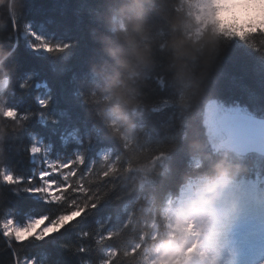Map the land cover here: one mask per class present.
<instances>
[{
  "label": "clouds",
  "instance_id": "9594fccd",
  "mask_svg": "<svg viewBox=\"0 0 264 264\" xmlns=\"http://www.w3.org/2000/svg\"><path fill=\"white\" fill-rule=\"evenodd\" d=\"M156 3L157 0H108L109 34H100L98 39L110 62L91 63L89 71L93 80L86 92L79 93L81 102L94 108L108 136L121 146L115 158L107 152L100 154L95 162L98 175L89 177L86 172L85 178L91 183L93 179L110 177L121 183L124 190L112 196V204L125 195L141 193L146 187L152 191L144 196V203L135 212L129 211L123 222L124 227L136 233V239L129 237L125 243L104 249L102 244L122 235L123 228L109 230L105 235L78 229L75 242L61 241L60 247L77 256V264H235V252L226 244L227 235L243 213L255 214L257 206L264 205V187L253 185L252 190H247L242 184V177L250 170L248 165L239 156L232 155L222 141L213 151H206L205 144L196 135L186 137L189 170L181 175L176 192L170 189L158 192L154 187L158 165H165L171 158L172 146L149 141L139 144L138 126L131 119L145 107L140 85L145 81L147 70L156 65L154 46L167 51V68L178 85L177 103L186 106L207 87L208 71L219 41L233 33L240 39L258 31L264 34V0H175L171 16L160 8L149 7ZM22 14V0H0V200L3 187L11 186V193L19 194L16 185H19L20 175L15 166L4 163L8 138L18 140L13 148L20 151L27 143L23 134L31 135L28 125L33 115H39L34 113V105L26 107L8 102L9 97L27 87L28 77L33 75L26 73L24 78L17 77L15 62L5 64L16 50V21ZM153 15L165 21L166 40L157 39L163 29L153 32ZM25 29L21 23L19 30ZM224 29L227 31H222ZM260 39V45L252 40L247 43L253 49L259 47L264 56V35ZM6 44L11 46L6 47ZM30 151L39 149L33 145ZM77 160L82 162L81 157ZM76 183L80 184L81 179L77 178ZM115 190L116 183H109L99 194L93 189L87 199L79 204L71 201L76 207L58 213L48 224H45L46 217H41L23 226L14 225L13 210L0 209L3 233L0 243L12 247L14 253L19 252L13 240L19 244L32 237L40 239L41 232L43 236L58 232L80 220L85 209L91 215L90 210ZM75 191L77 189L73 188ZM79 191L88 189L81 187ZM62 199V194L53 197L54 201ZM135 204L134 200L126 207ZM89 236L100 247L95 261L79 257L81 251L91 250V246L81 243ZM33 261L41 264L36 257L27 260V264ZM259 264H264V260Z\"/></svg>",
  "mask_w": 264,
  "mask_h": 264
},
{
  "label": "trees",
  "instance_id": "16d2710c",
  "mask_svg": "<svg viewBox=\"0 0 264 264\" xmlns=\"http://www.w3.org/2000/svg\"><path fill=\"white\" fill-rule=\"evenodd\" d=\"M174 3L175 0H157L156 4L149 7L160 8L161 11L171 16ZM22 8L23 14L19 18L21 23L26 19L36 27L38 23L51 19L59 26L54 28L49 25L48 32L55 31L57 38L78 41L75 47L64 54L67 58L55 64L46 56L31 53L23 43L20 44L18 51L15 50L13 56L5 61L6 66L15 62L17 66L15 76L32 73L34 74L32 83L46 81L51 89L52 103L46 115L49 119L53 116L59 117L60 123L55 126L48 124L45 127L38 119H32L28 125L29 130L38 133L46 140H51L59 150L61 145L57 139L58 133L65 131L67 135V130L77 127L81 134H87L86 139L93 143L102 142L104 148L97 152L95 157L89 159L86 167L81 168L83 160L81 162L72 159L58 171L59 182L55 185L65 186L58 191V195L62 194L64 199L41 202L43 199L37 196H29L25 193H21L19 196L13 195L10 191L11 186H8L2 189L0 209L13 210L17 223L22 222L28 216L56 217L58 213L69 210L67 205L70 200H75L79 204L91 195L93 189H96L99 194V190L109 183H116V190L106 196V204L97 208L95 214L75 221L69 227H64L62 231L49 237L48 240L27 244L28 250L39 254L38 260L43 264H48L49 261L52 264H77V256L60 247V242H75V233L78 229H90L94 234H101L106 228L107 232L123 228L122 235L107 240V247L105 242L102 244L101 247L104 249L125 243L129 237L136 239V233L124 227L123 222L129 211L135 212L137 207L144 203V196L151 192L152 188L146 187L141 193L133 192L130 195H125L118 202L112 204L110 203L112 196L116 192L124 190L121 183L113 181L110 177H105L103 180L93 179L91 183L85 178L86 172L89 177L98 175L95 171V162L100 154L107 152L110 157L115 158L121 152L119 142L108 136L107 130L96 116L94 108L83 104L79 96L81 91H87L93 80L89 71L90 64L101 63L104 60L110 62V58L103 52L98 39L100 34H109L106 21L108 0H22ZM151 23L154 33L157 29H163L157 39L166 40L168 29L165 21L160 16L153 15ZM92 29L96 31L93 32ZM262 35L264 34L258 31L255 34H246L244 39H240L233 33L219 41L208 71L207 87L202 93L190 99L186 106L177 103L178 85L172 80V72L167 68V51L154 46L156 65L147 70L145 81L140 85L141 98L145 107L132 115L131 119L138 126L136 134L139 144L143 145L145 141H149L153 144L159 142L172 146L171 158L165 161V165H158L159 174L154 186L158 192L170 189L175 193L181 175L189 170V157L186 152L187 136H198L205 144L206 151L211 152L215 148L211 144L203 120L204 110L209 102H218L225 109L233 107L242 109L247 106L256 116H263L264 56L260 54L259 47L253 49L247 43L248 40H252L260 45ZM88 41L91 48L88 56L84 58ZM5 46L9 47L10 45L6 44ZM12 87L15 88V84ZM39 94L47 95L48 92L41 88ZM35 95H37L36 89L31 88L27 92L9 97L8 102L23 106ZM65 110L71 116V120L61 115V112ZM26 136L27 133H24L25 139ZM17 142L18 140L11 136L8 138V143L5 145L4 163L15 166L19 175H30L31 165L27 162L25 154L21 150L17 151L13 148ZM239 157L250 169L248 174L242 178L264 177V156L252 153ZM53 175V181H56L58 178L55 174ZM77 178L81 179L80 184L76 183ZM124 183L127 184V182ZM16 187L20 188L21 186L16 185ZM81 187L88 191H79ZM73 188H76L77 191L73 192ZM134 200L137 201V204L131 208L126 207ZM106 213L110 214L112 221L110 225ZM73 224L76 225L75 228H73ZM2 239L0 237V241ZM81 243L91 246L86 259L95 261L100 255V247L94 244L91 236ZM15 246L20 249L19 245ZM6 248L0 243V249H2L0 250V264H10V255Z\"/></svg>",
  "mask_w": 264,
  "mask_h": 264
},
{
  "label": "snow or ice",
  "instance_id": "6c2138e0",
  "mask_svg": "<svg viewBox=\"0 0 264 264\" xmlns=\"http://www.w3.org/2000/svg\"><path fill=\"white\" fill-rule=\"evenodd\" d=\"M18 31L15 37V48L18 51L19 46L21 43L24 44L25 48L29 50L33 54H40L42 56H46L52 60L55 64L56 62L66 59L67 57L64 55L68 53L70 49L75 47L78 44V41L75 40H65L61 38H57L55 35V31L48 32V26L52 25L54 28L58 27L59 25L54 22L53 20H48L47 22H40L33 26L31 21L26 19L23 20V24L26 26V29L23 31L19 30V26L21 24V20L17 19L16 21ZM11 46V45H10ZM91 45L88 41L85 49L84 58H86L89 54ZM258 50V49H257ZM26 74V73H25ZM25 74L19 76L20 78H24ZM34 74L28 77V84L27 87L24 89H20V93L27 92L31 88H35L37 91V95L33 96L31 101H28L23 106L31 107L35 106L33 109L34 113L38 112L39 115H33L32 119H38L43 126H47L51 124L53 126L58 125L60 123L59 117L53 116L51 119L48 118L46 115L47 110L49 109L52 100H51V89L49 88L46 81L44 82H36L32 83ZM43 88L46 89L48 94L41 95L39 94V90ZM226 113L225 118V127L229 133H234L239 136H243L247 133L248 129L245 124L241 121H252L256 119L258 116L254 114L253 111H250L247 106L244 108L233 107L232 109H225ZM241 113L243 115L241 116ZM61 115L68 117L71 120V116L65 110L61 112ZM260 117V116H259ZM31 119V120H32ZM55 131V129H53ZM31 135L26 136L27 143L21 146V151L25 154L27 162L31 165V174L30 175H20L19 185V194L25 193L29 196H38V191H32L33 185H37L41 182V178L43 180H47L53 183L59 182L60 174L54 173L50 168L46 167L45 161L46 160H55L60 161L61 163H66L69 160L77 159V157H81L83 163L81 168L86 167L90 158L95 157L96 153L101 151L104 148V144L102 142H91L89 139H86L87 134H81V131L77 127H72L70 130H67V135L65 131H60L57 135V139L60 141V149L57 150L55 144L51 140H46L43 136L39 135L36 132L30 131ZM35 146L36 149L39 151H30L32 146ZM91 153V155H89ZM53 174L58 178L56 181H53ZM27 184L28 187H24ZM41 202H49L45 200H41ZM69 201L67 207L68 209L76 207L75 204L70 203ZM102 204H106V199L102 198L100 203L96 204L90 211L92 214H95V210L99 208ZM88 209H85L84 214L80 219L87 218L88 216ZM109 217V225L112 223L110 214H105ZM26 216V215H25ZM45 224L51 223V221L55 217L45 216ZM35 219H39V217H34ZM29 219L25 218L21 224L17 223L16 217L13 218V224L23 226L27 223ZM75 221H73L74 223ZM70 224L66 225L65 227H69ZM61 228L58 232L62 231ZM52 233L48 236H42L40 239H36L35 237L30 238L27 241L20 242L17 244L15 240L12 241V244L19 245L20 251L14 253L12 247H7L6 250L10 255V264H27V260L31 259L32 257H36L38 259L39 254L34 253L27 248V244L29 243H36L40 241L48 240L49 237H53L56 233ZM107 233V228L101 235H105ZM2 230H0V236H2ZM111 239V238H110ZM105 246L107 247V240L105 241ZM81 258H87V251H81L79 253ZM35 264V261H33Z\"/></svg>",
  "mask_w": 264,
  "mask_h": 264
},
{
  "label": "rangeland",
  "instance_id": "374dc122",
  "mask_svg": "<svg viewBox=\"0 0 264 264\" xmlns=\"http://www.w3.org/2000/svg\"><path fill=\"white\" fill-rule=\"evenodd\" d=\"M224 31H227V29H224ZM224 110L225 108L220 103L215 101L209 102L204 110L203 120L207 127L208 133L211 137V140L214 143V146H216L217 141L222 138V135L219 132L216 125V118L221 113H223ZM45 165L46 167L50 168L53 172H58L61 168H63L65 163H61V162L58 163V161L55 160H46ZM242 184L247 190H252L253 185L264 187V177L263 178L255 177L253 179H242ZM33 188L37 189L38 198H41L43 200H53V197L58 195V191L61 188H65V186L55 185V183L47 180H43V178H41L39 187L37 188V185H33ZM34 217L41 218L45 216L44 215L28 216L26 218L32 220ZM22 222H18V224H21ZM30 227H35V225H30ZM236 230H241L246 233L243 236L244 237L243 239L247 240L245 242L246 246L244 247L246 250H251L253 244L259 241L263 249L261 250L262 253H259L258 256L260 261L264 259V205L257 206L255 214L250 212L243 213L238 218V220L232 225L228 233V236L236 237L237 234L234 232ZM40 234L43 236L42 232ZM230 248H232V244H230Z\"/></svg>",
  "mask_w": 264,
  "mask_h": 264
},
{
  "label": "water",
  "instance_id": "95a60500",
  "mask_svg": "<svg viewBox=\"0 0 264 264\" xmlns=\"http://www.w3.org/2000/svg\"><path fill=\"white\" fill-rule=\"evenodd\" d=\"M242 115L243 113H241ZM225 118V112L216 118L217 128L222 134V138L218 142L222 141L227 150L238 155L254 152L264 156V116L257 117L252 121H241L248 129L243 136L229 133L225 127Z\"/></svg>",
  "mask_w": 264,
  "mask_h": 264
},
{
  "label": "bare ground",
  "instance_id": "6f19581e",
  "mask_svg": "<svg viewBox=\"0 0 264 264\" xmlns=\"http://www.w3.org/2000/svg\"><path fill=\"white\" fill-rule=\"evenodd\" d=\"M208 135H209V133H208ZM209 139L211 140L210 135H209ZM218 141H217V143H218ZM211 144H213V146H214V143L212 142V140H211ZM230 152H232V151H230ZM232 153H234V152H232ZM252 153L253 154H257V153H254V152H250V153H247V154H252ZM234 154L237 155V156H245V155H247V154L238 155L236 153H234ZM257 155H260V154H257ZM246 241H247L246 239H243V238H241L239 236L230 237V236L227 235L226 244H227V247H229V248H230V244H232V248L231 249L235 252V256H236L235 264H259L260 259H259L258 254L262 253L261 252V250L263 249L262 245L259 243V241H257V243L253 244V246L251 247V250H246L244 248L246 246V243H245ZM262 260H264V259H262Z\"/></svg>",
  "mask_w": 264,
  "mask_h": 264
}]
</instances>
